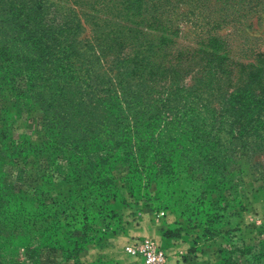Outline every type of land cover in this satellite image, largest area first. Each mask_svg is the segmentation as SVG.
Masks as SVG:
<instances>
[{
    "label": "rangeland",
    "instance_id": "rangeland-1",
    "mask_svg": "<svg viewBox=\"0 0 264 264\" xmlns=\"http://www.w3.org/2000/svg\"><path fill=\"white\" fill-rule=\"evenodd\" d=\"M242 28L264 51V11H247ZM82 57L94 58L89 50ZM60 65L52 59L42 81L19 68L0 70V193L7 200L0 207V264H144L125 247L145 237L164 249L165 264H264L257 138L237 140L213 161L177 156L173 162L185 172L169 183L157 167L173 162L127 144L145 136L140 121L148 115L129 109L118 81L104 77L107 95L101 85L55 79ZM225 117L234 120L230 112ZM239 129L253 133L250 124ZM161 134L170 144H188L179 128ZM44 211L52 218L34 221ZM146 225L160 238L132 234Z\"/></svg>",
    "mask_w": 264,
    "mask_h": 264
},
{
    "label": "trees",
    "instance_id": "trees-1",
    "mask_svg": "<svg viewBox=\"0 0 264 264\" xmlns=\"http://www.w3.org/2000/svg\"><path fill=\"white\" fill-rule=\"evenodd\" d=\"M247 11H264V0H0V70L42 81L56 59L55 79L101 85L107 95L104 77L116 79L129 109L148 115L145 136L127 142L147 148V157L213 161L249 136L264 155V51L254 46L258 36L244 33ZM87 50L94 58L82 57ZM226 112L234 120H223ZM243 123L253 133L239 135ZM178 128L189 139L182 148L161 134ZM157 170L169 183L185 172L175 162ZM46 212L34 221L48 222Z\"/></svg>",
    "mask_w": 264,
    "mask_h": 264
},
{
    "label": "built area",
    "instance_id": "built-area-1",
    "mask_svg": "<svg viewBox=\"0 0 264 264\" xmlns=\"http://www.w3.org/2000/svg\"><path fill=\"white\" fill-rule=\"evenodd\" d=\"M158 216H164V212H160ZM125 249L129 255L142 258L144 264H165L164 249L149 238L135 240L126 245Z\"/></svg>",
    "mask_w": 264,
    "mask_h": 264
},
{
    "label": "crops",
    "instance_id": "crops-1",
    "mask_svg": "<svg viewBox=\"0 0 264 264\" xmlns=\"http://www.w3.org/2000/svg\"><path fill=\"white\" fill-rule=\"evenodd\" d=\"M146 230L145 228H140L138 227L137 230H134V232L132 234H135V235H140V236H155L157 238H160V230L157 229V227L155 228L154 227H150L148 225H146Z\"/></svg>",
    "mask_w": 264,
    "mask_h": 264
}]
</instances>
